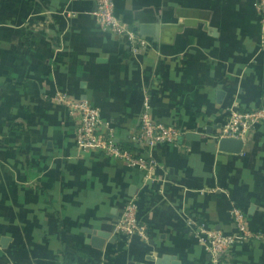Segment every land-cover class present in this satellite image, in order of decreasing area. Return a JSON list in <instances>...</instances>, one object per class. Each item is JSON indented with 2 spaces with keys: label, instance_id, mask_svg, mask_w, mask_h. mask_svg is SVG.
<instances>
[{
  "label": "crops",
  "instance_id": "1",
  "mask_svg": "<svg viewBox=\"0 0 264 264\" xmlns=\"http://www.w3.org/2000/svg\"><path fill=\"white\" fill-rule=\"evenodd\" d=\"M147 40L133 54L104 31L95 0H0V264H264V240L214 262L190 217L236 231L238 206L264 232V125L240 152L220 149L229 108L264 106V27L256 0H114ZM100 108L102 127L133 147L141 112L185 130L151 148L140 170L76 147L77 120L52 96ZM137 195L149 239L114 234Z\"/></svg>",
  "mask_w": 264,
  "mask_h": 264
},
{
  "label": "built area",
  "instance_id": "2",
  "mask_svg": "<svg viewBox=\"0 0 264 264\" xmlns=\"http://www.w3.org/2000/svg\"><path fill=\"white\" fill-rule=\"evenodd\" d=\"M95 2L94 15L100 28L116 36L125 37L133 54L145 50L147 40L115 13L114 0H95ZM256 10L264 27V0H256ZM262 42H264V35ZM52 99L67 105L69 114L77 120L75 143L80 151L95 150L106 157L125 161L129 167L140 170L143 186L148 179H152L151 172L158 165V161L150 151L151 148L163 143L177 144L181 136L185 134V130L176 124H165L156 120L151 115L147 99L140 115L139 129L131 136V140L134 141L133 147H123L115 141L111 131L102 127L100 108L89 100L76 99L61 92L54 94ZM263 125L264 106L250 109L231 107L225 114L224 122L216 137L218 140L237 138L246 144ZM141 212L139 197L137 195L128 197L123 212L115 224V236L127 240L139 236L141 240L147 241L149 223L147 214L142 215ZM231 215L236 225V231L232 233L212 228L192 217L188 220L190 236L202 246L214 262L228 263L235 247L243 241L264 240V232L253 230L249 226L242 208L234 206L231 209Z\"/></svg>",
  "mask_w": 264,
  "mask_h": 264
},
{
  "label": "water",
  "instance_id": "3",
  "mask_svg": "<svg viewBox=\"0 0 264 264\" xmlns=\"http://www.w3.org/2000/svg\"><path fill=\"white\" fill-rule=\"evenodd\" d=\"M243 147V141L237 138H223L220 141V149L227 152L237 153L240 152ZM158 264H181V261L177 260L171 255H164L158 261Z\"/></svg>",
  "mask_w": 264,
  "mask_h": 264
}]
</instances>
